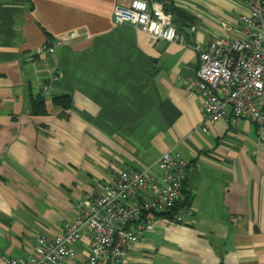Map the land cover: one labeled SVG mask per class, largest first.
Returning a JSON list of instances; mask_svg holds the SVG:
<instances>
[{
    "label": "crops",
    "instance_id": "1",
    "mask_svg": "<svg viewBox=\"0 0 264 264\" xmlns=\"http://www.w3.org/2000/svg\"><path fill=\"white\" fill-rule=\"evenodd\" d=\"M130 1L0 0V264L39 233H62L121 171L157 181L169 149L192 166L183 204L194 213L157 214L125 264H264V128L231 115L204 131L203 99L184 83L196 78V44L244 38L246 1L151 0L182 12L183 41L115 24ZM58 38L69 43L43 50ZM65 95L69 107L54 101Z\"/></svg>",
    "mask_w": 264,
    "mask_h": 264
},
{
    "label": "built area",
    "instance_id": "2",
    "mask_svg": "<svg viewBox=\"0 0 264 264\" xmlns=\"http://www.w3.org/2000/svg\"><path fill=\"white\" fill-rule=\"evenodd\" d=\"M245 1L244 38H215L206 45H195L199 53L196 78L184 83L198 90L203 99L204 131L231 115L264 128V0ZM113 19L117 25L129 23L145 31L153 41L184 40L173 14L151 0L117 5ZM68 43L58 38L43 50L54 52ZM49 89L50 85L44 86L46 92ZM156 166L161 173L157 181H152L150 169L121 171L99 193L79 202L77 215L62 233H39L28 254L9 257L8 264H125L134 244L154 230L157 214H166L171 223H183L194 213L191 205L183 204L191 164L169 149ZM145 190L152 195L143 197Z\"/></svg>",
    "mask_w": 264,
    "mask_h": 264
},
{
    "label": "trees",
    "instance_id": "3",
    "mask_svg": "<svg viewBox=\"0 0 264 264\" xmlns=\"http://www.w3.org/2000/svg\"><path fill=\"white\" fill-rule=\"evenodd\" d=\"M164 9L167 11V12H170L173 14V17H174V21L175 23H177L178 26H180V23H179V17L180 15H182V12L179 11L178 9L174 11V9H172L171 7H164ZM179 16V17H178ZM69 95H65V96H56L54 97V101L57 102V103H60L62 104L63 107H69L70 106V100H69ZM36 108H37V111L39 113H44L46 112L45 110V106H44V103L43 101H38L36 102ZM188 204V203H186Z\"/></svg>",
    "mask_w": 264,
    "mask_h": 264
}]
</instances>
